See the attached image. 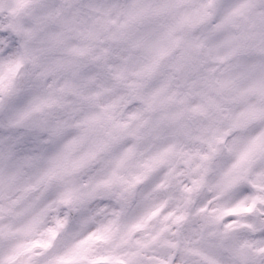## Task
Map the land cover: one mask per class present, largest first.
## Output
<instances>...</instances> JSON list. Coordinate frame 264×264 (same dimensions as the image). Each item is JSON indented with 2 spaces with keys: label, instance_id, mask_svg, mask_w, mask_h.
I'll return each instance as SVG.
<instances>
[{
  "label": "clouds",
  "instance_id": "obj_1",
  "mask_svg": "<svg viewBox=\"0 0 264 264\" xmlns=\"http://www.w3.org/2000/svg\"><path fill=\"white\" fill-rule=\"evenodd\" d=\"M0 264H264V0H0Z\"/></svg>",
  "mask_w": 264,
  "mask_h": 264
}]
</instances>
